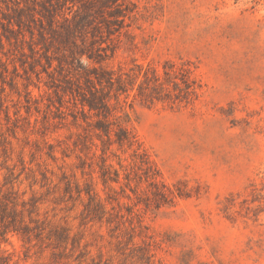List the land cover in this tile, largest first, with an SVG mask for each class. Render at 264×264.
<instances>
[{"label":"rangeland","instance_id":"1","mask_svg":"<svg viewBox=\"0 0 264 264\" xmlns=\"http://www.w3.org/2000/svg\"><path fill=\"white\" fill-rule=\"evenodd\" d=\"M0 38V264H264V0H0Z\"/></svg>","mask_w":264,"mask_h":264},{"label":"trees","instance_id":"2","mask_svg":"<svg viewBox=\"0 0 264 264\" xmlns=\"http://www.w3.org/2000/svg\"><path fill=\"white\" fill-rule=\"evenodd\" d=\"M0 45L2 46V40L0 38ZM108 74V73H107ZM95 78L98 82L99 85L102 84V82H106L108 84H113L114 79L111 76L108 77H100V75L95 74ZM91 80V79H89ZM92 95L91 98H86L82 100V104H86L88 106V109L90 111H93L95 113L96 116H103L104 120H107V113L109 110V106L107 105L106 101H105V97L103 96V94H94L91 90L89 91ZM102 119H98L97 120V128H100L101 131L103 132V134L107 135L109 137L110 132L112 131L114 134V138H113V142H115L118 145H122L123 143H127L130 144L131 143V139H130V135L128 130L123 127L120 123H114V125H112L110 122H106ZM115 126V127H113ZM104 151V149H102ZM103 163L101 165L102 168V177L103 180L106 181L107 178H109L108 176V171H109V166L106 165L104 163V156H101ZM141 161L140 163L144 164V163H148V161L146 160L145 157H141ZM147 170L145 172L146 176L149 178H153L154 177V172L148 173V171H151L150 169V165H148V167H146ZM115 180V179H113ZM161 194V196H164V192H159ZM10 202V201H9ZM12 202V201H11ZM15 203L11 204V208L14 207ZM0 206H8V203H5L3 200H0ZM12 212V211H11ZM5 211H2V213H0V217H1V222L3 223V218L5 215ZM4 224V223H3ZM23 232H25V236H27V238L29 237V235L27 234V230H29L28 226H24L23 227ZM2 236L5 235L6 230L4 229L3 231L0 232Z\"/></svg>","mask_w":264,"mask_h":264}]
</instances>
